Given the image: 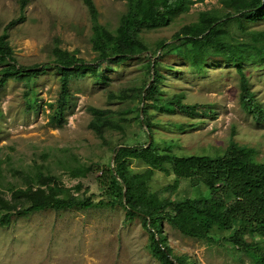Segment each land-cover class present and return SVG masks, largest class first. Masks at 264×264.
<instances>
[{
	"label": "rangeland",
	"instance_id": "374dc122",
	"mask_svg": "<svg viewBox=\"0 0 264 264\" xmlns=\"http://www.w3.org/2000/svg\"><path fill=\"white\" fill-rule=\"evenodd\" d=\"M93 1L98 22L114 31L128 9L127 2ZM21 5L22 0H0V35L11 20L19 18L7 33L18 64L46 66L30 84L9 78L0 93V198L10 205L1 214H14L9 225H0V264H161L151 252L149 228L140 216L127 218L126 209L109 186V175L120 146L148 140L140 91L153 80L148 59L159 56L153 55L157 43L172 42L174 34L198 21L203 11L223 10L225 0L197 2L170 25L144 30L142 36L151 52L120 62L98 59L92 41L94 19L84 0H27L23 10ZM246 25L264 30V18L246 21ZM228 28L235 37L246 38L237 23ZM56 46L98 65L97 74L88 71L70 79L72 94L66 119L59 127L50 121L53 107L62 98L61 74L54 66ZM160 59L163 96L176 106L200 105L196 114L188 115L163 112L151 101L146 103L161 147H170L180 155L215 156L223 154L234 139L256 148L258 157L264 159V122L254 120L242 108L239 76L232 63L211 57L204 72L197 73L175 53H165ZM246 70L264 107V64L247 65ZM90 107L108 110L114 125L96 131L91 126L94 115ZM129 165L134 171L148 167L137 159H131ZM43 177L52 178L46 180L49 186L90 199L92 206L18 215L26 202L18 192L46 188L41 184ZM176 178L173 173L155 170L149 187L162 198L174 200L208 192L196 179L181 178L177 189L169 187ZM54 193L64 194L61 189ZM163 228L175 253L186 254L196 264H252L228 235L217 233L218 240H199L182 234L167 221ZM246 237L264 244V237L258 234Z\"/></svg>",
	"mask_w": 264,
	"mask_h": 264
},
{
	"label": "trees",
	"instance_id": "16d2710c",
	"mask_svg": "<svg viewBox=\"0 0 264 264\" xmlns=\"http://www.w3.org/2000/svg\"><path fill=\"white\" fill-rule=\"evenodd\" d=\"M125 1L128 9L121 17L119 26L111 31L98 22L94 1L84 0L94 19L92 41L94 48L99 51L100 61L120 62L151 52L150 45L142 36L144 30L168 26L193 4L204 0ZM26 2L22 0V10ZM150 13L151 19L148 18ZM262 18L264 0H225L223 10L201 12L199 20L184 25L174 34L172 42L160 40L153 54L154 57L157 53L159 56L154 60L148 59L153 80L146 82L140 91L144 102L142 122L148 130V140L145 144L122 145L117 149L114 170L109 175V186L115 192L117 201L126 209L127 218L140 216L144 226L149 228L150 249L161 264H196L186 254L175 253L163 228L165 221L182 234L199 240L213 241L218 240L219 236L228 235L229 241L251 258L252 264H264V244L249 241L246 237L247 234L264 237V159L258 157V150L232 139L223 154L180 155L156 142L152 116L146 105L151 101L163 112L196 114L199 104L176 106L163 96L160 83L164 75L159 69L160 58L165 53H175L187 60L197 73H203L205 63L211 57L219 56L236 68L242 108L254 120L264 122V107L251 88L246 70L247 65L264 64V30L248 29L246 25V21ZM18 21L19 18L11 20L0 35V93L9 78L25 80L30 84L45 70L46 64H18L7 40L8 29ZM233 23L239 25L246 38L235 37L230 33L228 26ZM54 54V66L61 74L62 98L53 107L50 121L59 127L66 119V109L72 94L70 79L85 75L88 71L97 74L98 65L88 64L76 54L57 46ZM28 104L31 105L30 102ZM89 109L94 115L91 126L99 133L101 127L114 125L108 110L97 107ZM131 159H137L148 167L143 171H134L129 165ZM155 170L176 175L174 184L169 186L173 189H177L181 178H186L203 182L208 192L180 200L162 198L149 187ZM107 174L104 170V175ZM47 179L52 178L43 177L41 183L46 184V188L29 187L18 192L26 201L23 208L16 212L18 215L50 208L59 210L92 206L90 199L72 196L66 188L49 186ZM59 189L63 191V196L55 195L54 192ZM2 209L8 210L10 205L0 198V225H9L14 214L10 211L1 214ZM217 233H220L219 236Z\"/></svg>",
	"mask_w": 264,
	"mask_h": 264
}]
</instances>
